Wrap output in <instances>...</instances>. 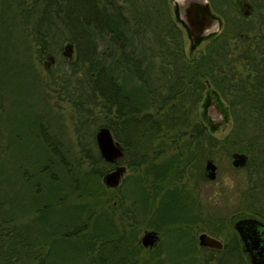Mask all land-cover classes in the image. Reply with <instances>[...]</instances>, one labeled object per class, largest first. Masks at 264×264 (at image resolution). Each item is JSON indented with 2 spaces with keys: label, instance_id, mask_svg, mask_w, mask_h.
<instances>
[{
  "label": "trees",
  "instance_id": "obj_1",
  "mask_svg": "<svg viewBox=\"0 0 264 264\" xmlns=\"http://www.w3.org/2000/svg\"><path fill=\"white\" fill-rule=\"evenodd\" d=\"M123 1L124 5L115 6L114 0H0V39L4 41L0 40V99L2 104L5 100L10 104L7 108L0 104V264H169V260L172 264H220L215 251L205 254L203 260L187 257L191 246V253L196 251V243L187 238L190 234L187 221L179 218L181 212L172 213L174 202L184 200V196L174 189L162 193L159 182L163 183L170 167L163 162L156 164L157 156L151 160L140 155L128 162L133 170L143 163L150 165L145 169L147 174L155 172L150 185L141 173L124 176L116 188L102 181L113 164L101 156L94 131L89 134L85 128L90 105H100L102 112L115 117L106 125L114 129L125 148L119 163L126 150L139 153L141 145H151L172 128L176 140L187 132L203 135L200 125H191L190 101L200 98H191L186 90L188 64L179 60L185 55L183 33L168 0H141V54L137 37L139 0ZM14 25L31 26L23 34L27 37L31 32V42L37 45L40 57L53 54L63 41L75 46L76 57L71 62L64 57L59 68L66 75L61 81L65 95L82 115L76 134L80 153L75 159H70L67 149L54 147L57 140L40 115L9 89L8 80L31 69L27 49L19 48L14 55ZM110 25L124 27L115 29L114 34L119 45L128 44L120 45L122 52L129 51L120 54L127 62L109 60ZM122 35L127 38L122 39ZM153 56L162 59L159 76L153 75ZM10 60L21 66L18 74L10 67ZM69 71L82 72L80 87L70 84ZM30 79L38 81L33 75ZM16 104L20 107L17 113ZM24 119L25 126L16 129ZM244 122L243 118L237 126L239 137L243 136ZM22 131L33 138L37 150L20 158L17 143L23 140ZM58 146L62 147V142ZM190 161H183L177 153L171 161L175 174L180 173L181 162ZM142 212L146 219L162 217L159 229L169 231L166 258L139 242V229L147 225L141 222ZM215 218L210 224L217 233ZM77 240L84 242L82 248L76 249L74 244L67 247L66 254L58 252L60 244Z\"/></svg>",
  "mask_w": 264,
  "mask_h": 264
},
{
  "label": "flooded vegetation",
  "instance_id": "obj_2",
  "mask_svg": "<svg viewBox=\"0 0 264 264\" xmlns=\"http://www.w3.org/2000/svg\"><path fill=\"white\" fill-rule=\"evenodd\" d=\"M202 1L208 8L210 18L205 19L202 17L198 0H172L173 3L168 0L170 11L175 17L177 26L188 39L185 42L183 38L182 45L185 55L180 57L179 60L188 64V73L185 77L187 93L191 98L193 96L200 98L196 102L191 100V106L192 108H198L200 105L205 118L208 119V123H193L191 121V125H200L203 135L206 130L211 128L214 131L216 123L213 124L209 119L210 116H208L214 106L221 113L222 120L227 118L223 123L230 121L232 110H238L240 113H236L235 117L233 116L234 129L226 137H201L199 139L193 137L190 133V136L186 139L190 142L200 140L202 157L199 158L204 161L200 174L203 186L214 181L215 184H221L217 180L220 172L218 169L219 164L213 156H205L207 149L210 147V149L222 151L229 156L228 170L235 175V178L231 177L232 183L223 181L222 186L232 190L234 197L236 196L235 198L238 197L239 200L235 201V205L239 209L243 205V208H249L253 211L239 210L229 216L228 219L214 217L218 221L216 233L214 227L210 224L213 217L209 216L206 206L208 203L202 201L201 204H198L197 201L189 198L183 189L174 185V181L177 179L173 180V177H171L172 171L175 169L174 164L171 163L173 158L166 165H169L170 172L165 175L163 183L159 182V187L162 193L167 189L182 192L184 200L174 202L172 213L178 214L181 212L179 218L186 220L187 225L196 227L201 222V225L208 224L211 226L212 233L205 231L202 227V231L198 234L196 249L206 252H218L220 264H264V0H219L218 12H215L212 8L213 0ZM139 14L140 23L137 27V37L138 53L141 54V0H139ZM119 28L124 27L114 25L107 27L110 41L108 46L109 60L111 62L116 60L120 62L128 61L125 58L120 59L122 52L120 45L127 47L128 44L124 42L125 46L124 43L119 45V42L116 41L118 36L114 34V31ZM201 28H204L203 34L195 44V36ZM121 38H127V36L122 35ZM122 53L125 55L129 51ZM62 54L66 57L64 49H62ZM46 57L50 60L47 61V65L51 67L56 62V58L53 54H48ZM52 57L54 60H52ZM138 59L141 62V56ZM174 61L178 62L175 58ZM195 70H199L201 73L195 72ZM227 95L232 97L230 105H225L222 100V96ZM139 110L141 113V106H139ZM112 117L115 118L113 114ZM243 118L245 119L244 126H255V136L239 137L236 135L237 126L243 121ZM222 120L219 118V122ZM137 124L141 125V115L138 117ZM108 127L111 129L114 138L123 146L122 142L116 138L114 129ZM96 132L94 135L95 143ZM173 140L175 139H171V141ZM236 153L245 155L243 165L234 164ZM183 156L184 159L191 160V157L195 158L198 155L192 153L190 156V154L185 153ZM208 160H213L216 164L217 174L215 179H211L205 172ZM154 162L158 163L156 160ZM189 163L181 162V170H184V168L187 170ZM112 164L114 168L115 164ZM149 166L145 164V169ZM151 167H154V165L151 164ZM145 169L144 173L146 176L151 177V182L146 176H142V178L144 182L150 185L154 181L153 174L155 177V172L152 171V168H149L152 173L147 174ZM162 220L161 216L157 217L159 224L162 223ZM153 230L158 232L160 240V229L155 228ZM202 232L218 239L221 247L201 245L199 235ZM187 238L192 242L195 241L191 235ZM192 248L193 246L190 247L189 255L193 251Z\"/></svg>",
  "mask_w": 264,
  "mask_h": 264
},
{
  "label": "rangeland",
  "instance_id": "obj_3",
  "mask_svg": "<svg viewBox=\"0 0 264 264\" xmlns=\"http://www.w3.org/2000/svg\"><path fill=\"white\" fill-rule=\"evenodd\" d=\"M169 2L173 3L172 0H169ZM214 2V3H213ZM213 10L215 12H218L219 8V0H213ZM215 4V6H214ZM114 5H124L123 0H114ZM30 25L28 27H24L21 25H14V35L12 38V42L16 46V51L14 52V55L17 54V50L19 48H25L28 51V54L30 55V70L29 73H27L23 76L22 73H19L21 71V66H19V63L15 60H10L9 65L10 67L17 72L18 75H16L14 78H11L8 84L9 89L14 93L16 98H24L27 104L30 106L28 107L30 110L38 113L42 119V121L45 123L44 125H47V130L49 134L53 135L55 137V148L56 149H62L65 148L68 150V156L70 159L77 158V155L80 153V147L77 144V130L80 127L79 120L81 118V114H78V110L74 107L73 103L66 97L65 91L62 88V80L66 77L64 72H61L59 68L62 67L61 63L64 62V55L62 54V49H64L65 44L68 41L61 42L58 47L55 48V51L53 55L56 58V62L52 64L51 67H48L47 61L49 60L44 55L43 57H40L39 54L36 52L37 45L34 44V42H31V32L25 37L23 32H27L30 30ZM184 41L187 42V36L183 35ZM1 42L3 39H0ZM154 48L157 50V45L155 43ZM27 46V47H25ZM186 46V44H185ZM157 53V51H156ZM197 53V52H196ZM20 58V55H18ZM68 57V61L71 62L76 57V49L74 46L73 49V56ZM155 56V55H154ZM152 61L154 62V76H159L161 73V69L159 67V64H161L162 59H160V56L154 57ZM18 58V57H17ZM20 60H24L23 58H20ZM50 61V60H49ZM31 75V76H30ZM33 77L38 81L37 83H34L30 77ZM28 77V78H27ZM70 84L71 85H77L80 87L82 79H84V75L81 71H78L77 73H72L69 71ZM70 85V86H71ZM222 100L224 101L225 105H230L232 101V97L230 95L222 96ZM2 99H0V104L2 107L7 108L10 106L9 102H4V104L1 103ZM19 104H16L14 108V112L17 113L20 109L18 106ZM81 105L80 102L78 104ZM92 106V111H89L88 113V119L87 123L85 125V128L89 134H92L96 132L98 127L102 124L111 123L113 121L112 114H106L105 112H102V107L100 105H90ZM191 111H190V117L193 123H208V119L205 118V114L202 112V108L200 105L198 108H192L190 105ZM229 108V107H228ZM239 114L240 112L238 110H232L230 114V121L224 122L226 119L222 120L221 113L217 110L216 106L212 108L209 112V119L214 123H216L214 127V131L206 130L204 135L201 136H195L193 132H187L186 136H183L181 139L176 140V138L172 137L174 133V129L172 128L171 131H165L164 137H159L153 140L151 145H141V149H139V153H131L126 150V155L121 160L119 164H123L126 166V172L125 177L128 175H135L137 173H141L142 176H146L144 173L145 169V163L141 164V167L138 170H133L128 162L133 159H138L140 155H145L147 158L153 160L155 156L158 157V159H154L157 162H165L166 164L169 162L170 159L175 157L177 153H180V156L182 160L184 161L183 154L187 153L192 155L194 153L196 156L194 157H188L191 159L190 165L184 170H181L178 175L175 174V170L172 172L174 185H177V187L183 189L185 194L192 198L193 200L197 201L198 204L202 203V201H206V206L209 212V216L218 217V218H227L231 216L234 212H237L239 210L249 212L247 208L242 207L239 209L235 205V201H238V197L235 198L234 194L232 193V190L226 189L222 186L223 181H226L227 183H232L231 177L235 178V175L231 174L228 170V155L226 153L220 151H216V149H207L206 155H211L215 158V161L218 162L219 167L218 169L220 172L218 173L217 180L221 182L218 184H215L216 182H209L205 186H203V180L200 177L201 174V166L203 168L202 163H204L203 159L200 160L202 157V150L200 146V140L190 142L186 138L190 136V133H192L193 137L201 138V137H216V138H223L226 137L233 129V116L235 117V114ZM11 114V111H9L7 117H9ZM20 114V113H18ZM17 114V115H18ZM227 115L229 113L226 112ZM219 118L222 120L219 122ZM27 122L26 119L18 123L15 128L21 129L25 126V123ZM107 126V125H106ZM245 129L243 130V136L242 137H249V136H255L256 128L253 125H247L244 126ZM24 130V129H23ZM23 133V140L19 141L17 143V150L20 158H22L24 155H28L33 151L37 150L36 145L33 142V138L30 137L27 132L22 131ZM119 133H121L119 131ZM235 137V136H234ZM147 139V138H146ZM171 139H175L171 141ZM32 142V144H31ZM62 142V147L58 146V144ZM91 142H93V137L91 138ZM31 144V145H28ZM16 150V151H17ZM183 150V151H181ZM180 151V152H178ZM184 152V153H182ZM223 153V154H222ZM200 157V158H199ZM262 157V156H261ZM204 158V157H203ZM144 167V168H143ZM149 181L151 182V177L148 175L146 176ZM128 183V181H127ZM127 183L122 188V190H127ZM172 183V181H171ZM149 183H147L148 185ZM173 185V186H174ZM170 186V185H169ZM172 186V187H173ZM108 187V186H107ZM169 187V188H172ZM110 188V187H109ZM228 191H231L230 193ZM117 193V192H116ZM120 193V192H119ZM191 199V200H192ZM159 200V197L154 201L153 205H157ZM141 222L147 223V225L143 224V227H141L138 232V239L141 238V236L144 234L146 230H153L155 229L154 225H157L156 229L160 228V224L157 221V217L154 216L152 218L146 219L143 212L141 213ZM218 222V221H217ZM196 223V222H195ZM198 223V222H197ZM196 227L193 225H186V230H188L189 234L195 239V243L198 245V234L200 231H202V227L205 231H208L209 233H212V228L210 225H201V222L198 223ZM196 225V224H194ZM160 231V240L156 245H154L150 250L156 249V253L160 255L161 258L167 257L168 253L166 252L168 250L167 242L169 240L168 233L165 228L163 231ZM140 242V241H139ZM76 246L77 248H82L84 246L83 241H70V242H64L59 245L60 250L58 251L60 254H66L68 252L67 247ZM147 248V247H145ZM193 253H190V255L194 258L203 260V257L205 254H209L210 252L203 251L201 249H195ZM189 254H187V257H190ZM62 257H65L62 256ZM66 259V258H64ZM169 264H172V261H168Z\"/></svg>",
  "mask_w": 264,
  "mask_h": 264
},
{
  "label": "water",
  "instance_id": "obj_4",
  "mask_svg": "<svg viewBox=\"0 0 264 264\" xmlns=\"http://www.w3.org/2000/svg\"><path fill=\"white\" fill-rule=\"evenodd\" d=\"M199 1V10L200 14L203 18H210V14L208 13V8L205 5V3L202 0ZM210 16V17H209ZM203 29L201 28L199 33L195 36L194 43L196 44L203 34ZM73 43L67 42L64 46V54L72 57L73 56ZM52 60L53 57H52ZM96 143L99 149V152L101 156L106 160L107 162L114 163L115 167L109 171H107L103 177L102 181L103 183L110 187V188H116L118 187L126 172V166L123 164H119V159L123 157L124 155V148L121 145L119 141H117L113 134L111 129L106 126L102 125L99 127V129L96 132ZM245 161V155L241 153L235 154V165H243ZM205 172L211 179L216 178V164L213 160H208L205 167ZM140 243L147 248H152L154 245H156L159 241V235L156 230H146L144 234L139 239ZM199 242L201 245L210 246V247H221V243L218 239L212 237L206 232H202L199 235Z\"/></svg>",
  "mask_w": 264,
  "mask_h": 264
}]
</instances>
